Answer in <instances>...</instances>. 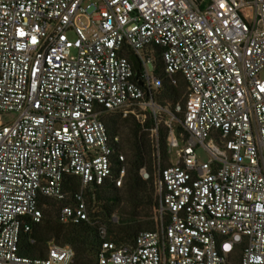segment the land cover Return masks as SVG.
Here are the masks:
<instances>
[{
    "label": "built area",
    "instance_id": "obj_1",
    "mask_svg": "<svg viewBox=\"0 0 264 264\" xmlns=\"http://www.w3.org/2000/svg\"><path fill=\"white\" fill-rule=\"evenodd\" d=\"M263 70L264 0H0V114H16L0 123V264H73L69 246L20 254L22 233L36 243L41 198L67 199L68 177L78 189L57 220L97 227V264H264ZM179 77L184 106L161 105ZM114 115L141 133L153 122L157 229L129 244L87 202L128 178Z\"/></svg>",
    "mask_w": 264,
    "mask_h": 264
},
{
    "label": "trees",
    "instance_id": "obj_2",
    "mask_svg": "<svg viewBox=\"0 0 264 264\" xmlns=\"http://www.w3.org/2000/svg\"><path fill=\"white\" fill-rule=\"evenodd\" d=\"M158 72L164 77L163 66L159 61ZM180 83L182 77H179ZM183 85L186 86L184 80ZM182 86V84H181ZM181 93L179 85L171 86L165 81L160 93L157 97L158 102L163 106L170 105L174 109L179 103ZM182 119L183 115L178 114ZM106 126L111 134H115L120 130V125L123 124L129 130L130 138L124 146L128 149L131 167L125 185L122 188H115L110 184L103 186H93L87 191V202L91 214L95 220H100L101 216L107 217L108 221L114 213L119 212L121 203L125 201L131 208L132 212L128 218L121 217L119 226L108 225L109 235L111 240L118 244L133 243L137 234L144 230H155L156 222L149 219L153 212L157 217L158 197L156 194L155 180L153 176V147L150 143L149 129L153 122L147 121V130L141 133L140 126L134 122L132 126H128L130 120H120L118 117L106 116L104 118ZM152 149V151H151ZM161 152L165 164L167 162V144L166 133L164 128L161 129ZM143 166L147 167L150 173V178L144 180L139 170ZM66 189L68 198L62 200L64 205L72 204L73 195L78 189V184L75 179L68 177ZM59 202V201H58ZM56 200L49 198H41L40 210L43 211V219L39 224H33V234L36 243H29V235L22 233L20 240V254L29 257H44L47 253L49 243L53 241L60 246H69L73 249L75 256L73 264H97L96 256L100 250L102 240L98 234L97 227L88 222L79 224L62 225L53 221V215L50 212L45 214L44 206L54 208ZM61 208V207H60ZM59 208V209H60ZM58 209V211H59ZM123 213H121V216ZM104 222L103 220H100ZM105 223V222H104ZM110 223V222H109Z\"/></svg>",
    "mask_w": 264,
    "mask_h": 264
},
{
    "label": "rangeland",
    "instance_id": "obj_3",
    "mask_svg": "<svg viewBox=\"0 0 264 264\" xmlns=\"http://www.w3.org/2000/svg\"><path fill=\"white\" fill-rule=\"evenodd\" d=\"M260 77L262 79H264V70L260 73ZM183 80H181V83H180V80H179V90H180V93H181V96H180V99H179V104L183 107L184 106V103H185V97H186V93H187V88L186 86L183 85ZM182 84V86H181ZM168 107L170 108V105H168ZM16 116L15 113H2L0 114V123L2 124H7L9 123L14 117ZM114 117H118L120 120H122L119 116L117 115H114ZM165 116L163 115L162 116V120H165ZM134 122L133 121H129L128 122V126H132ZM118 133L122 136V139H123V142H125V144L127 143L126 140H128L130 137V134H129V130L126 129V127L121 124L120 125V130L118 131ZM124 144V145H125ZM127 152H128V149L126 148L125 149ZM152 151V149H151ZM130 152V151H129ZM128 152V153H129ZM197 153L198 155L201 157V160L203 161H206L208 159L206 153L204 152V150L202 148H199L197 150ZM125 201H123L121 203V206L119 208V212H116L114 213V215L112 216V218L110 219V221H108L107 217H103L101 216V219L100 220H103L105 223H107L109 226L112 224L114 226H119V224H121V217L123 218H128V216L131 214L132 210L131 208L128 206L127 202H126V199H124ZM64 204L62 202H58L56 201V205L54 206V208H49V207H45L44 206V210H45V214L47 212H50V214L53 215V221L55 223H57V215H58V209L63 206ZM89 205V204H88ZM90 208V207H89ZM93 213V211H91V214ZM121 213H123V215L121 216ZM91 218H94L92 215H91ZM151 220H154L156 222V217H155V213L153 212V215H151V217L149 218ZM110 222V223H109ZM155 229H157V223H156V227ZM144 230V229H143ZM51 244H55L53 241H51V243H49L48 245L50 246Z\"/></svg>",
    "mask_w": 264,
    "mask_h": 264
},
{
    "label": "water",
    "instance_id": "obj_4",
    "mask_svg": "<svg viewBox=\"0 0 264 264\" xmlns=\"http://www.w3.org/2000/svg\"><path fill=\"white\" fill-rule=\"evenodd\" d=\"M130 59H131V61L133 63V67H134V69L136 71L135 78L139 81V77H140V66H141L140 65V62H139V60H138V58L136 56H131ZM139 84L142 85V82L139 81Z\"/></svg>",
    "mask_w": 264,
    "mask_h": 264
}]
</instances>
